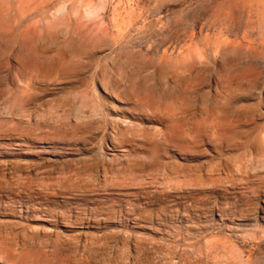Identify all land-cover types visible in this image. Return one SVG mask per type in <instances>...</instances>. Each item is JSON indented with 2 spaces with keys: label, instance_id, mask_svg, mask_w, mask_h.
Wrapping results in <instances>:
<instances>
[{
  "label": "rangeland",
  "instance_id": "1",
  "mask_svg": "<svg viewBox=\"0 0 264 264\" xmlns=\"http://www.w3.org/2000/svg\"><path fill=\"white\" fill-rule=\"evenodd\" d=\"M0 264H264V0H0Z\"/></svg>",
  "mask_w": 264,
  "mask_h": 264
},
{
  "label": "bare ground",
  "instance_id": "2",
  "mask_svg": "<svg viewBox=\"0 0 264 264\" xmlns=\"http://www.w3.org/2000/svg\"><path fill=\"white\" fill-rule=\"evenodd\" d=\"M65 262V261H64Z\"/></svg>",
  "mask_w": 264,
  "mask_h": 264
}]
</instances>
